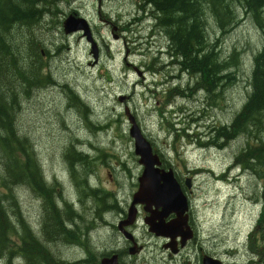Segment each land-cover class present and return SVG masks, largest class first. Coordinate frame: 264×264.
<instances>
[{"label": "rangeland", "instance_id": "rangeland-1", "mask_svg": "<svg viewBox=\"0 0 264 264\" xmlns=\"http://www.w3.org/2000/svg\"><path fill=\"white\" fill-rule=\"evenodd\" d=\"M47 6L50 12L30 30L43 41L44 70L51 81L22 100L16 125L30 137L44 174L57 179L55 190L63 191L80 216L76 219L83 232L80 242L53 245V255L73 261L90 252L99 258L115 244L108 226L115 218L104 216L98 198L118 196L120 202L128 201L137 188L142 166L128 133V112L151 141L161 164L172 167L182 182L190 179L206 246L219 253L224 264L258 260L245 242L248 235L253 238L261 211L262 180L236 163L244 137L224 145L212 137L213 129L231 122L250 93L247 75L264 41L252 15L241 8L238 22L223 33L207 17L208 40L215 42L222 57L235 52L237 61L226 71L233 80L208 95L196 91L195 76L157 54L168 39L163 30L153 27L143 0H52ZM72 12L90 23L98 48L96 60L86 36L64 33L62 22ZM66 85L77 93L79 103L70 98ZM70 146L87 156L75 172L66 157ZM83 177L98 191L96 196L82 190ZM14 197L25 221L37 232L42 198L25 185L14 188ZM8 236L14 239L11 247L17 248L15 233ZM139 236L141 244L149 240L143 232ZM152 247L147 245L148 250ZM2 255L0 264H6ZM12 264L23 261L16 256ZM137 264H144L141 258Z\"/></svg>", "mask_w": 264, "mask_h": 264}, {"label": "trees", "instance_id": "trees-1", "mask_svg": "<svg viewBox=\"0 0 264 264\" xmlns=\"http://www.w3.org/2000/svg\"><path fill=\"white\" fill-rule=\"evenodd\" d=\"M50 2L0 0V257L4 254L6 264H12L16 256L23 264H99L101 258L90 252L85 258L73 261L58 259L51 252L58 243L80 242L83 232L76 223L80 216L62 193L45 182L30 137L16 125V112L22 100L51 81L50 74L44 70L43 41L30 30L50 12L47 6ZM143 4L154 20L153 27L163 30L168 39L164 47L167 57L175 60L172 64H178L181 72L195 76L196 91L208 95L224 81L233 80L226 71L235 67L237 61L235 52L228 58L222 57L215 42L208 40L207 17L223 33L229 24L238 22L243 8L252 15L264 37V0H143ZM247 80L250 93L246 101L229 124L213 129L212 137L222 141L219 145L239 136L246 139L235 159L262 180L261 211L249 246L258 258L250 263L264 264V41L253 57ZM67 92L72 100L79 101L74 89L67 88ZM66 157L72 172L87 161L86 154L74 146L67 149ZM21 185L30 187L42 198L37 234L44 243L25 221L14 197V188ZM82 190L93 196L98 192L90 188L85 177ZM98 202L104 209L112 206L107 196H99ZM13 232L17 248L11 247L14 239L8 236Z\"/></svg>", "mask_w": 264, "mask_h": 264}, {"label": "flooded vegetation", "instance_id": "flooded-vegetation-1", "mask_svg": "<svg viewBox=\"0 0 264 264\" xmlns=\"http://www.w3.org/2000/svg\"><path fill=\"white\" fill-rule=\"evenodd\" d=\"M144 11L148 17H152L147 14L146 10ZM157 54L167 57L164 47L158 48ZM168 62L173 65V60L169 59ZM168 62L163 64L166 65ZM161 167L172 169L164 162H162ZM172 171L180 190L186 197L185 209L175 206L166 211L164 215H160L161 207L151 206L145 209L144 205L136 204L132 221L126 224L128 207L132 202L134 192H131L128 201L120 202L121 199L118 196L108 199V204L112 206L105 209L101 206V208L104 210L105 217L111 214L115 218L114 222H108L104 217L111 231L115 234V244L102 253L100 258L114 255L118 264H137L140 258L144 264H158V261L166 264H224L219 253H215L214 249L210 250L202 237L204 234L201 228L202 221L197 215L196 207H193L190 179L182 182L173 169ZM148 221L158 224V227L152 228ZM121 222L123 224L119 226ZM161 224H169L170 226L166 229ZM141 232L148 236L149 240L145 244L139 242ZM249 243L248 235L245 246H248ZM148 244L153 246L150 250L147 249ZM155 250L160 253L159 258L152 254L156 253Z\"/></svg>", "mask_w": 264, "mask_h": 264}, {"label": "water", "instance_id": "water-1", "mask_svg": "<svg viewBox=\"0 0 264 264\" xmlns=\"http://www.w3.org/2000/svg\"><path fill=\"white\" fill-rule=\"evenodd\" d=\"M63 30L66 34L81 32L86 36L87 40L92 44L91 53L93 58H98L97 47L90 37V29L88 22L83 17L69 14L62 22ZM128 122L130 123L128 133L133 139L134 153L138 155V162L142 166L140 175L137 178L138 186L132 195V202L128 207V220L132 221V215L136 204L144 205L147 209L151 206L161 207L160 215H164L166 211L175 206L185 209L186 197L182 193L177 184L171 168L164 169L161 167V160L156 152L153 151L150 140L142 133L134 116L126 112ZM189 186V185H188ZM152 228L158 227V224L148 221ZM121 224H123L121 222ZM119 224V226H121ZM164 228H168L169 224H161ZM150 227V229H152ZM99 264H118L114 255L102 257Z\"/></svg>", "mask_w": 264, "mask_h": 264}, {"label": "bare ground", "instance_id": "bare-ground-1", "mask_svg": "<svg viewBox=\"0 0 264 264\" xmlns=\"http://www.w3.org/2000/svg\"><path fill=\"white\" fill-rule=\"evenodd\" d=\"M73 13V12H72ZM142 18V17H141ZM151 20H152V18H151ZM90 24V23H89ZM89 29L91 30V26L89 25ZM90 37H91V31H90ZM91 40H92V38H91ZM164 53V52H163ZM168 53V52H167ZM172 54V53H171ZM170 55V54H169ZM171 58V57H170ZM68 87H67V85H66V89H67ZM42 171H43V167H42ZM43 177H44V180H45V182L49 185V186H51V187H54L55 188V186H54V184L55 183H57V179L55 178V176H53L52 178H48L45 174H44V171H43ZM57 193H62V195H63V191H60V192H58L57 191ZM33 232H36L35 230H33ZM37 233V232H36ZM38 237V236H37ZM19 257V256H18ZM20 258V257H19ZM100 258V257H99ZM253 264H257V263H253Z\"/></svg>", "mask_w": 264, "mask_h": 264}]
</instances>
